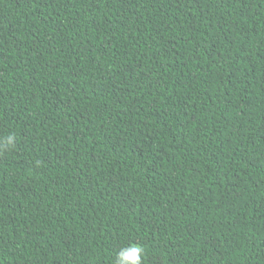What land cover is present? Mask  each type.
<instances>
[{
    "label": "trees",
    "instance_id": "16d2710c",
    "mask_svg": "<svg viewBox=\"0 0 264 264\" xmlns=\"http://www.w3.org/2000/svg\"><path fill=\"white\" fill-rule=\"evenodd\" d=\"M0 264H264V0H0Z\"/></svg>",
    "mask_w": 264,
    "mask_h": 264
},
{
    "label": "clouds",
    "instance_id": "9594fccd",
    "mask_svg": "<svg viewBox=\"0 0 264 264\" xmlns=\"http://www.w3.org/2000/svg\"><path fill=\"white\" fill-rule=\"evenodd\" d=\"M15 137L9 135L0 138V151L10 150L14 147ZM144 248L136 245H129L118 253L116 264H142Z\"/></svg>",
    "mask_w": 264,
    "mask_h": 264
}]
</instances>
